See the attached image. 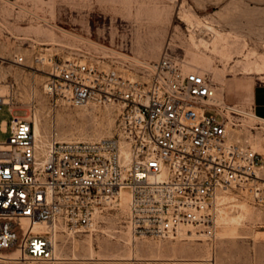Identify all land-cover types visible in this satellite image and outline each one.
<instances>
[{"label": "built area", "instance_id": "obj_1", "mask_svg": "<svg viewBox=\"0 0 264 264\" xmlns=\"http://www.w3.org/2000/svg\"><path fill=\"white\" fill-rule=\"evenodd\" d=\"M47 77L55 102L117 106V134L61 141L53 132L44 152L35 122H2L0 258L17 251L19 260H53L60 228H95L120 210L123 193L132 235L156 240L188 228L214 242L219 194L236 187L264 206V155L230 140L224 112L238 110L220 106L208 75L166 52L139 79L70 59L50 60ZM12 99L0 91V109Z\"/></svg>", "mask_w": 264, "mask_h": 264}, {"label": "rangeland", "instance_id": "obj_2", "mask_svg": "<svg viewBox=\"0 0 264 264\" xmlns=\"http://www.w3.org/2000/svg\"><path fill=\"white\" fill-rule=\"evenodd\" d=\"M166 52L211 78L220 106L238 110L224 112L230 140L264 155V121L250 110L264 84V0H0V91L13 97L0 109V141L13 116H36L47 143L53 132L61 141L116 136L117 106L55 102L50 60H87L139 79ZM218 206L214 242L188 228L169 240L135 238L122 201L93 229L60 228L53 260L0 264H264V206L239 187L221 192Z\"/></svg>", "mask_w": 264, "mask_h": 264}, {"label": "crops", "instance_id": "obj_3", "mask_svg": "<svg viewBox=\"0 0 264 264\" xmlns=\"http://www.w3.org/2000/svg\"><path fill=\"white\" fill-rule=\"evenodd\" d=\"M250 110L264 121V84H259L253 89Z\"/></svg>", "mask_w": 264, "mask_h": 264}, {"label": "bare ground", "instance_id": "obj_4", "mask_svg": "<svg viewBox=\"0 0 264 264\" xmlns=\"http://www.w3.org/2000/svg\"><path fill=\"white\" fill-rule=\"evenodd\" d=\"M34 122H35L36 135H37V140H38L39 147L45 152L48 143L45 140H42L40 138L41 137L40 124H39V119L36 116L34 117ZM6 125H7V123H6V121H4L3 122L4 129L6 128ZM229 125H230V122H229ZM43 138H44V136H43ZM126 201H128V205H129V199H128L127 193H123V202H126ZM218 202H219V200H218ZM1 258L3 260H5V261H7V260H15V261H18L19 260V252H15V253H13L10 256H5L4 255Z\"/></svg>", "mask_w": 264, "mask_h": 264}]
</instances>
